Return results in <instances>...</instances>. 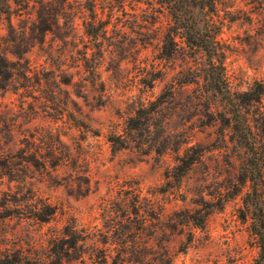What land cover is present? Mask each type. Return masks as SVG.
<instances>
[{"label":"rangeland","instance_id":"374dc122","mask_svg":"<svg viewBox=\"0 0 264 264\" xmlns=\"http://www.w3.org/2000/svg\"><path fill=\"white\" fill-rule=\"evenodd\" d=\"M161 1H57L40 34L0 0V264H257L264 0H217L231 93Z\"/></svg>","mask_w":264,"mask_h":264},{"label":"trees","instance_id":"16d2710c","mask_svg":"<svg viewBox=\"0 0 264 264\" xmlns=\"http://www.w3.org/2000/svg\"><path fill=\"white\" fill-rule=\"evenodd\" d=\"M8 1L9 0H4ZM15 2H20V0H12ZM57 1L61 0H34L32 6L37 12L36 22L39 33H43L50 30L53 27L52 23H49V19L45 18L46 14H58L59 10L57 6ZM93 1V0H91ZM29 5L30 0H23L21 4ZM217 0H162L161 6L167 7L173 20L175 22V33L180 34L192 48H197L202 50L206 55V59L210 68L208 69L207 76L211 81L212 87L219 92H230V87H228V76L225 64V52L220 46L218 35L223 26L222 21H218L214 15L217 11ZM28 5H25L27 8ZM0 10L2 6L0 5ZM7 10V9H6ZM51 10V11H50ZM204 11V19L202 23H199L194 12ZM57 16V15H56ZM177 46L175 45L173 39L170 40L168 44H164L162 48L163 56H171L176 52ZM21 49H7L0 46V88L7 87L11 80L15 77L16 68L19 61L22 59ZM10 53L17 56V59H12ZM261 93H264L262 89ZM258 174L263 175V169L258 168ZM249 177V175L247 176ZM250 179L253 180V190L260 191V184L258 183V175L251 174ZM259 194V202L263 204L249 209L251 212V229L253 233L258 237L260 254L257 264H264V199ZM250 208V207H249ZM197 225H201V221L194 219Z\"/></svg>","mask_w":264,"mask_h":264}]
</instances>
